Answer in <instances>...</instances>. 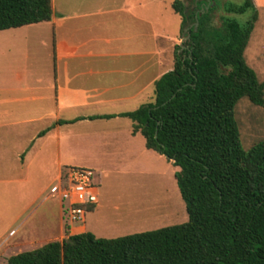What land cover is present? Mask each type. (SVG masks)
Instances as JSON below:
<instances>
[{"label":"trees","instance_id":"1","mask_svg":"<svg viewBox=\"0 0 264 264\" xmlns=\"http://www.w3.org/2000/svg\"><path fill=\"white\" fill-rule=\"evenodd\" d=\"M193 2L172 1L184 40L172 70L155 81L154 100L122 114L148 149L179 167L188 220L115 238L74 233L11 255L8 264H264V140L245 150L235 117L242 97L264 108V81L244 55L257 11L252 0L226 5L228 13L251 10L250 20L223 16L211 38L216 0ZM51 16V0H0V30Z\"/></svg>","mask_w":264,"mask_h":264},{"label":"crops","instance_id":"2","mask_svg":"<svg viewBox=\"0 0 264 264\" xmlns=\"http://www.w3.org/2000/svg\"><path fill=\"white\" fill-rule=\"evenodd\" d=\"M158 1L79 0L57 7L51 0L50 20L0 30V55L12 57L0 85V189L17 184L25 197L30 187H21L24 173L32 172L34 180L50 177L51 187L70 167L104 175L99 162L131 166L149 152L160 154L145 146L143 135L132 132L133 121L122 115L154 100V83L172 70L175 46L183 42L181 16L172 2L159 12ZM252 1L257 19L245 52L259 27L255 56L264 62V0ZM30 45L36 55H23ZM104 115L112 116L91 118ZM82 157L91 162L67 166ZM50 198L57 200L61 239L86 231H71L62 222L60 201L49 192L44 201ZM49 222L44 217L39 230Z\"/></svg>","mask_w":264,"mask_h":264},{"label":"rangeland","instance_id":"3","mask_svg":"<svg viewBox=\"0 0 264 264\" xmlns=\"http://www.w3.org/2000/svg\"><path fill=\"white\" fill-rule=\"evenodd\" d=\"M74 1L79 0H54L57 7ZM172 1L159 0L158 11L166 13V10L171 9ZM242 1L216 0V9L211 13L207 26L211 38H213V30L221 26L223 16L235 19L240 25H245L250 20L251 10L244 14L228 13L225 10L226 5H239ZM184 2L187 6L194 4L193 0H184ZM258 28L251 36L245 57L247 64L256 71L258 80L262 82L264 81V62L255 56L256 42L259 39L257 34L262 32ZM33 46L30 45L28 52L23 51L22 54L28 53L29 57L35 56ZM37 54V56L42 55L41 52ZM8 60H12V57L7 54L0 55V85L3 83V77H6V71L9 70ZM235 117L239 126L241 144L245 150L258 141L264 140V108L262 106L254 104L248 97H242L235 105ZM149 153L139 157L140 162L137 165L135 161L131 166L107 161L103 165L99 162L98 164L106 173L104 175L95 173L93 176L94 183L98 187L97 209L87 211L84 222L71 221L63 212L62 222L69 225L71 231L85 228L86 231L105 238H115L186 222L188 214L174 178V172L179 170V167L174 166L164 155ZM88 162L91 161L83 157L74 158L67 162V166L85 165ZM23 178L25 182L21 187L25 185L30 187L29 191H23L26 192L25 197L21 196L22 190L19 191L17 184L6 185L4 191L0 189V243L9 234H13L10 237L11 241L9 240L10 242L0 249V264H8L7 259L10 255L33 250L53 240H62L59 237L61 233L58 228L57 200L50 198L44 201L52 180L48 176L37 177L34 180L32 172L24 173ZM34 183H37V187L33 190L31 185ZM44 217L49 218L50 222L49 227L42 231L39 230V226ZM25 229L29 230L26 232V238L23 236ZM15 231L17 233H14ZM14 240H18L20 245L12 246ZM9 246L12 247L9 248Z\"/></svg>","mask_w":264,"mask_h":264},{"label":"built area","instance_id":"4","mask_svg":"<svg viewBox=\"0 0 264 264\" xmlns=\"http://www.w3.org/2000/svg\"><path fill=\"white\" fill-rule=\"evenodd\" d=\"M93 176L91 169L70 167L49 188L50 196L60 201L63 212L71 221L83 222L88 209L98 201Z\"/></svg>","mask_w":264,"mask_h":264},{"label":"water","instance_id":"5","mask_svg":"<svg viewBox=\"0 0 264 264\" xmlns=\"http://www.w3.org/2000/svg\"><path fill=\"white\" fill-rule=\"evenodd\" d=\"M197 26H198V21L196 20L195 21V30L197 29ZM187 37H189V34L187 35Z\"/></svg>","mask_w":264,"mask_h":264}]
</instances>
